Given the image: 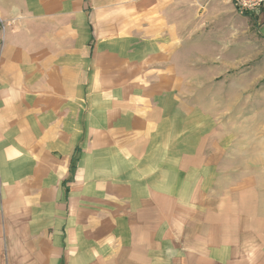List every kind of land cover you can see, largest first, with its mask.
Wrapping results in <instances>:
<instances>
[{"label":"crops","instance_id":"obj_1","mask_svg":"<svg viewBox=\"0 0 264 264\" xmlns=\"http://www.w3.org/2000/svg\"><path fill=\"white\" fill-rule=\"evenodd\" d=\"M203 1L0 0V264H264L263 194L215 190L190 99Z\"/></svg>","mask_w":264,"mask_h":264},{"label":"rangeland","instance_id":"obj_2","mask_svg":"<svg viewBox=\"0 0 264 264\" xmlns=\"http://www.w3.org/2000/svg\"><path fill=\"white\" fill-rule=\"evenodd\" d=\"M192 7L190 27L199 29L189 31V92L205 118L210 182L223 195L232 194V174L246 178L264 203V17L244 14L235 0H204L195 16ZM216 199L208 211L232 213Z\"/></svg>","mask_w":264,"mask_h":264},{"label":"built area","instance_id":"obj_3","mask_svg":"<svg viewBox=\"0 0 264 264\" xmlns=\"http://www.w3.org/2000/svg\"><path fill=\"white\" fill-rule=\"evenodd\" d=\"M235 2L241 12L264 17V0H235ZM21 19L5 20L0 16V58L4 52L7 32L18 24Z\"/></svg>","mask_w":264,"mask_h":264},{"label":"trees","instance_id":"obj_4","mask_svg":"<svg viewBox=\"0 0 264 264\" xmlns=\"http://www.w3.org/2000/svg\"><path fill=\"white\" fill-rule=\"evenodd\" d=\"M244 14H248V13H244ZM76 161H77V158L74 160L73 164H72V174L75 172V169H76Z\"/></svg>","mask_w":264,"mask_h":264}]
</instances>
